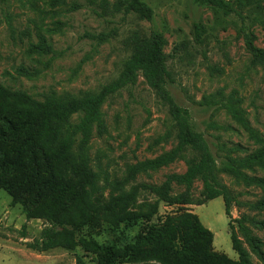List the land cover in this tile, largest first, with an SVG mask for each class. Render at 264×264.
<instances>
[{
	"label": "rangeland",
	"instance_id": "1",
	"mask_svg": "<svg viewBox=\"0 0 264 264\" xmlns=\"http://www.w3.org/2000/svg\"><path fill=\"white\" fill-rule=\"evenodd\" d=\"M93 1L68 0L70 4L81 5L70 10L69 5L52 6V0H0V82L40 99L49 92L77 95L84 90H99L120 73L130 53L125 44L128 35L135 30L147 34L156 30L165 36L164 49L170 55L178 43L192 41L191 56L181 51V55L170 57L175 80L169 82L168 88L176 102L189 109L195 129L204 134L218 164L229 156H243L260 146L225 107L201 101L205 95L218 91L227 97L233 95L251 126L264 136V67L253 63L252 52L244 38L247 32L264 48V0H232L239 14L231 15H224L219 7L197 0H144L154 9L151 20L140 19L135 13L100 15ZM101 34L108 38L99 40L93 36ZM41 36L52 43L53 52L39 55L30 51V46ZM197 39L207 42L195 43ZM205 49L207 56L203 53ZM21 67L32 70L31 74L20 72ZM35 69L40 71L34 73ZM0 110H4L1 97ZM103 111L105 130L94 131L89 147L90 165L98 173L102 187L97 194L100 200L107 201L118 194L119 182L129 190L141 182L159 184L168 174L186 170L185 159L180 158L157 170L140 172L134 178L128 176L129 165L168 151L177 142L168 107L157 98L143 76L134 86L110 97ZM77 117L75 115L73 120ZM160 137L164 138L159 140ZM249 172L263 175L260 168ZM221 178L232 189L242 192L244 200L255 201L264 195L259 185L245 184L225 172L221 173ZM185 189V185H173L174 194ZM202 191L203 182L197 179L191 188V203L161 201L158 212L131 229L130 234L147 231L151 226L162 228L168 219L187 212L197 216L202 226L213 232L212 238L206 236L197 241L202 252L213 258L225 255L237 260L223 198L206 199ZM157 199L155 193L142 189L130 209L145 212ZM12 201L8 191L0 189V264H76V254L85 252L82 246L43 252L27 246L51 224L46 216L28 217L29 211L34 215L54 211L59 222L71 226V210L64 207L60 197L43 199L33 211L28 201ZM243 211L246 209L233 206L232 217L238 218ZM252 213L264 218V210ZM23 226H26L27 237L23 235ZM255 232L264 242V228H256ZM173 236L168 233L162 242L146 251L149 254L163 251ZM93 237L104 243L113 236L102 232L94 233ZM251 258L255 264H264L253 252ZM128 260L121 257L116 264H131ZM177 263L183 264L178 260Z\"/></svg>",
	"mask_w": 264,
	"mask_h": 264
},
{
	"label": "trees",
	"instance_id": "2",
	"mask_svg": "<svg viewBox=\"0 0 264 264\" xmlns=\"http://www.w3.org/2000/svg\"><path fill=\"white\" fill-rule=\"evenodd\" d=\"M197 1L219 7L224 15L239 14L232 0ZM93 3L98 5L100 15L135 13L146 20H151L154 15V9L144 0H94ZM67 5L70 10L81 7L77 2L52 0V6ZM93 36L99 40L108 38L105 34ZM244 38L252 52L253 63L264 67V48L258 46L249 33L245 32ZM166 42L165 36L156 30L149 34L132 31L125 41L130 53L120 73L99 90H84L77 95L49 92L40 99L0 82L4 107L0 110V189L8 191L13 203L28 201L32 211L47 197H60L64 207L71 210L70 227L59 222L54 211L44 215L29 211L28 217L46 216L51 221L42 229L40 237L27 243L29 248L43 252L58 247L74 250L82 246L85 252L76 254V264H116L121 257H127L131 264H155L152 261L178 264L177 260L183 264H255L252 252L264 260V242L255 232L256 228H264V218L252 213L264 210V195L255 201L244 200L242 192L235 191L221 178V173L225 172L238 181L259 185L264 190V136L251 126L233 95L227 97L222 91L205 95L203 104H221L260 144L246 155L229 156L219 165L204 134L195 129L189 109L179 105L168 88L169 82L175 80L170 57L181 55V51L191 56L192 41L178 43L171 55L165 52ZM206 42L197 39L195 43ZM30 51L41 55L53 52L54 47L46 36H41L30 46ZM203 53L207 56L206 49ZM19 71L23 74L32 72L27 67H21ZM39 71L35 69L34 73ZM140 76L168 107L177 142L168 151L129 165L128 176L134 178L140 172L157 170L180 158L185 159L187 167L184 172L168 174L159 184L141 182L125 190L124 183L119 182L120 192L102 201L97 196L102 190L99 176L89 161L90 141L95 130H105L103 106L107 100L122 89L134 86ZM75 115L78 117L73 120ZM259 168L263 175L249 172ZM197 179L203 182L202 192L206 199L221 196L224 200L237 260L225 255L213 258L202 252L197 241L206 236L212 238L213 232L204 228L197 216L187 212L168 219L162 228L151 226L147 231L130 234L131 229L158 212L161 201L180 205L191 203V188ZM174 183L185 185V191L174 194ZM142 189L155 193L158 199L149 204L147 211L134 212L130 209L131 204ZM233 206L243 207L246 211L233 218ZM58 225L60 229L56 227ZM23 230L27 237L26 226ZM102 232L113 237L104 243L93 237L94 233ZM168 233L174 238L163 251L156 254L146 251L162 242Z\"/></svg>",
	"mask_w": 264,
	"mask_h": 264
},
{
	"label": "crops",
	"instance_id": "3",
	"mask_svg": "<svg viewBox=\"0 0 264 264\" xmlns=\"http://www.w3.org/2000/svg\"><path fill=\"white\" fill-rule=\"evenodd\" d=\"M40 256V255H39Z\"/></svg>",
	"mask_w": 264,
	"mask_h": 264
}]
</instances>
